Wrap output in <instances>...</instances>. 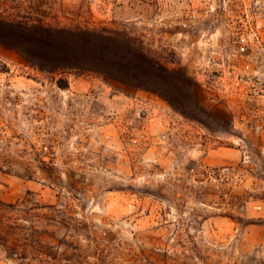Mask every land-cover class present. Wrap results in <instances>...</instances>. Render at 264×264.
<instances>
[{
    "label": "rangeland",
    "instance_id": "obj_1",
    "mask_svg": "<svg viewBox=\"0 0 264 264\" xmlns=\"http://www.w3.org/2000/svg\"><path fill=\"white\" fill-rule=\"evenodd\" d=\"M0 13L135 35L198 80L211 112L41 73L0 43V243L23 251L36 227L60 254L33 264H264V0H0ZM6 249L0 264H19Z\"/></svg>",
    "mask_w": 264,
    "mask_h": 264
},
{
    "label": "trees",
    "instance_id": "obj_2",
    "mask_svg": "<svg viewBox=\"0 0 264 264\" xmlns=\"http://www.w3.org/2000/svg\"><path fill=\"white\" fill-rule=\"evenodd\" d=\"M0 43L14 50L30 68L38 72L53 76L69 73L96 75L109 82L155 94L185 118L203 122L201 117L211 115L204 108L203 89L198 80L182 66L161 62L142 39L130 33L107 27L51 25L0 13ZM64 82L68 85L66 79ZM46 221L47 224L57 222L53 218L49 223ZM4 222L0 218V225H4ZM8 227L12 234L14 226ZM66 227L68 225L62 222L60 228ZM38 231L36 227L32 228L29 234L31 243L23 251L6 245L7 239L0 246L7 248L8 258L14 260V256H19V264H33L28 261L32 252L56 259L60 254L58 247L41 244L39 239H35ZM70 242L66 233L58 244L68 246ZM63 254L69 256L67 251Z\"/></svg>",
    "mask_w": 264,
    "mask_h": 264
}]
</instances>
